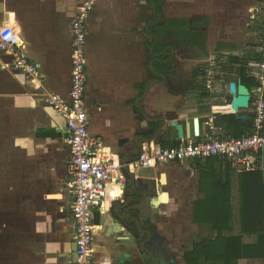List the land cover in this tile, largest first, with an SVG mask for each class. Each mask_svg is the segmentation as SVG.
<instances>
[{
    "label": "crops",
    "instance_id": "obj_1",
    "mask_svg": "<svg viewBox=\"0 0 264 264\" xmlns=\"http://www.w3.org/2000/svg\"><path fill=\"white\" fill-rule=\"evenodd\" d=\"M83 1L0 0V30L14 28L21 54L38 76L18 71L15 57L0 50V264L74 262L66 125L46 100L52 95L68 99L72 24ZM156 1L96 0L87 21L86 104L89 133L101 142V158L137 157L139 136L158 138L166 147L179 144L178 131L172 136L169 124L156 135L162 124L147 121L170 112L178 114L186 134L198 122L202 136L221 138L245 137L236 121L249 123L255 116L251 107L234 106L230 86L245 87L249 94L258 86L250 66L261 61L257 41L264 0L249 6L248 0ZM159 31L167 40L166 50L155 54L154 34ZM214 58L222 81L216 93L206 90L198 77ZM232 59L243 62L233 64ZM242 69L255 82L251 89ZM197 164L190 169L170 163L136 176L151 179L158 189L152 205L160 211L157 224L143 227L154 233L145 247L156 264H169L170 257L172 264H185V254L195 244L218 236L204 222L203 211L195 220L208 189L201 186ZM262 166L257 171L264 174V159ZM233 171V230L223 231L226 238L242 236L239 176L252 173ZM129 192L127 188L122 201L94 212L93 264H150L141 250L140 231H129L120 221L117 204H124ZM187 209L188 223L183 216ZM190 227L197 235L187 249ZM258 240L257 235H243V244L257 245ZM259 262L264 258L241 259L239 264Z\"/></svg>",
    "mask_w": 264,
    "mask_h": 264
},
{
    "label": "built area",
    "instance_id": "obj_2",
    "mask_svg": "<svg viewBox=\"0 0 264 264\" xmlns=\"http://www.w3.org/2000/svg\"><path fill=\"white\" fill-rule=\"evenodd\" d=\"M96 0H84L72 24L71 90L68 99L50 96L46 102L66 125V144L70 152L67 165L68 189L72 196V225L74 229L75 258L73 264H93V215L98 209L123 199L128 175L135 177L144 170H155L166 164L182 167L209 159L228 162L238 173L263 169L264 159V3L261 13L260 38L257 41L259 63L250 66L251 76L258 86L251 92L250 105L254 113L255 132L241 138L202 136L200 130L191 131L179 144L162 146L154 141L145 143L136 159L122 164L120 159L101 158V142L89 133V115L86 104L87 87V21ZM20 40L13 27L0 30V50L15 57L14 67L30 78H37V68L20 51ZM218 61L211 60L200 83L209 92L216 93L222 81L218 78ZM211 132L215 127L208 123ZM127 167V170H125ZM122 201V200H121ZM108 207V206H107Z\"/></svg>",
    "mask_w": 264,
    "mask_h": 264
},
{
    "label": "trees",
    "instance_id": "obj_3",
    "mask_svg": "<svg viewBox=\"0 0 264 264\" xmlns=\"http://www.w3.org/2000/svg\"><path fill=\"white\" fill-rule=\"evenodd\" d=\"M157 4V1L154 0ZM161 11H157L159 14ZM154 53L166 50L167 40L161 32L154 34ZM240 64V59H232ZM205 70V69H204ZM203 71L198 75L201 76ZM241 76L251 89L255 82H249V75L242 69ZM251 81V80H250ZM235 119V117H233ZM254 119V118H253ZM241 128V135L254 133L253 120L249 123L236 121ZM201 173V186H207L204 200L198 202L195 220H199L201 211L205 223L218 232L215 240L204 239L195 244L192 251L185 254V264H239L241 259L264 258V174L256 171L239 176L240 191V225L242 236L226 238L223 231H232V174L230 163L209 159L197 162ZM202 189V187H201ZM243 235H257V245L243 244Z\"/></svg>",
    "mask_w": 264,
    "mask_h": 264
},
{
    "label": "water",
    "instance_id": "obj_4",
    "mask_svg": "<svg viewBox=\"0 0 264 264\" xmlns=\"http://www.w3.org/2000/svg\"><path fill=\"white\" fill-rule=\"evenodd\" d=\"M3 8V4L0 3V10ZM231 93L235 96L234 106L237 105L239 108H249L250 105V95L249 89L242 87L238 88L236 84H231L230 86ZM178 114L176 112H170L166 117H162L158 120H149L150 123H161L162 126L156 131V135L161 134L165 124H169L172 128H176L178 131L179 138L181 139L184 135V126L178 123ZM240 120H247L246 116L239 117ZM198 122L195 124V133L198 132ZM150 141H155L156 144H160V140L151 139L149 137H140L137 144L138 153L142 151L143 143H149ZM138 155V154H137ZM136 155V156H137ZM136 159V157H126L121 159L122 164H128L130 161ZM127 170V167H125ZM150 179L137 180L134 175H128L127 188L130 191L129 196L125 198L124 204H117V209H120L119 217L120 221L126 225L129 231H133L135 228L141 233V250H144V257L146 261L150 264H156V259L149 249L145 247L143 242L144 230L146 222L155 224V216L158 215L159 210L152 208L153 200L156 198L158 190L157 187L153 184ZM135 243V240H134ZM133 243V244H134Z\"/></svg>",
    "mask_w": 264,
    "mask_h": 264
},
{
    "label": "rangeland",
    "instance_id": "obj_5",
    "mask_svg": "<svg viewBox=\"0 0 264 264\" xmlns=\"http://www.w3.org/2000/svg\"><path fill=\"white\" fill-rule=\"evenodd\" d=\"M242 1L243 0H241V3H242ZM256 0H248L247 2H246V4H247V6H249V5H252L254 2H255ZM262 8H263V6H262ZM262 17H261V13L259 14V21H260V23H261V19ZM261 25V24H260ZM160 32V31H159ZM257 32V31H256ZM260 32V31H259ZM244 33V32H243ZM236 35H243L242 33L240 34V33H237ZM15 121V120H14ZM0 122H2V119H0ZM11 122H12V120H11ZM171 130V133H172V136H176V129L175 128H171L170 129ZM9 133V132H8ZM10 134L11 135H14V132L13 131H11L10 132ZM190 169L191 168H193V166H190L189 167ZM189 209H187L186 211H185V214L183 215L184 216V218H185V220H186V222L188 223L190 220L189 219H191V212H190V210L188 211ZM188 234H187V238L185 239V242H186V248L187 249H190L191 247H192V245L194 244V240H193V238L197 235V232H196V230L193 228V227H190L189 228V230H188V232H187ZM181 254V253H180ZM171 259H172V257H170V259H168L167 261V263H169V264H172L171 263ZM174 263H175V261H173ZM251 264H256V263H251ZM258 264H264V262H259Z\"/></svg>",
    "mask_w": 264,
    "mask_h": 264
},
{
    "label": "flooded vegetation",
    "instance_id": "obj_6",
    "mask_svg": "<svg viewBox=\"0 0 264 264\" xmlns=\"http://www.w3.org/2000/svg\"><path fill=\"white\" fill-rule=\"evenodd\" d=\"M160 212V211H159ZM158 216H159V213H158V215L157 216H155L154 217V219H155V221H156V223L155 224H157V218H158ZM146 223H150V222H146ZM150 224H152V223H150ZM155 224H152V225H155ZM143 230H144V238H143V242L145 243V245H147L149 242H150V239H152L153 238V235H154V233H153V231L152 230H147L146 228L144 229L143 228ZM146 241V242H145ZM151 251V250H150ZM171 251H173L172 249H171ZM151 253H153L152 251H151ZM171 253H174V252H171ZM180 254V253H179ZM153 255H154V253H153ZM154 257H155V255H154Z\"/></svg>",
    "mask_w": 264,
    "mask_h": 264
},
{
    "label": "bare ground",
    "instance_id": "obj_7",
    "mask_svg": "<svg viewBox=\"0 0 264 264\" xmlns=\"http://www.w3.org/2000/svg\"><path fill=\"white\" fill-rule=\"evenodd\" d=\"M150 180H151V179H150ZM152 182H153V181H152ZM153 184H154V183H153ZM154 185H155V184H154ZM155 186H156V185H155ZM157 190H158V189H157ZM157 196H158V193H157ZM157 196H156V197H157Z\"/></svg>",
    "mask_w": 264,
    "mask_h": 264
}]
</instances>
